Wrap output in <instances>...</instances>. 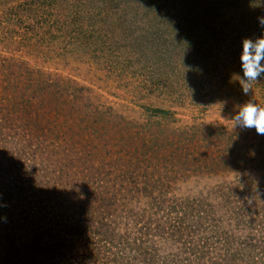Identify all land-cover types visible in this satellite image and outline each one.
Returning <instances> with one entry per match:
<instances>
[{"label":"rangeland","instance_id":"374dc122","mask_svg":"<svg viewBox=\"0 0 264 264\" xmlns=\"http://www.w3.org/2000/svg\"><path fill=\"white\" fill-rule=\"evenodd\" d=\"M148 1L0 0V85L15 93L20 74L48 87L36 110L48 105L61 115L53 162L72 160L61 150H73L78 139L96 147L106 170L138 164L166 144L174 159L159 174L174 180L169 189L178 195L259 179L244 163L227 172L210 165L208 173L180 164L187 152L223 162L232 146L243 153L258 142L264 148V135L230 121L240 104H264V77L247 96L238 79L243 40L261 35L264 3L183 0L184 9L175 5L172 16L157 17L147 11ZM155 110L171 115L157 118L167 115Z\"/></svg>","mask_w":264,"mask_h":264},{"label":"trees","instance_id":"16d2710c","mask_svg":"<svg viewBox=\"0 0 264 264\" xmlns=\"http://www.w3.org/2000/svg\"><path fill=\"white\" fill-rule=\"evenodd\" d=\"M182 3L145 5L159 17L172 16L175 5L184 9ZM17 77L15 93L0 85V205H6L0 206V264H264L262 142L256 150L245 146L244 153L232 146L223 162L212 153L197 152L198 159L184 153L181 167L186 161L220 172L216 168L224 165L227 172L244 163L261 175L191 195L171 191L174 180L159 174L174 159L166 144L138 164L106 170L96 147L78 139L73 150H61L72 160L53 162L60 112L48 105L36 110L48 88L43 80ZM156 157L162 159L155 163Z\"/></svg>","mask_w":264,"mask_h":264},{"label":"clouds","instance_id":"9594fccd","mask_svg":"<svg viewBox=\"0 0 264 264\" xmlns=\"http://www.w3.org/2000/svg\"><path fill=\"white\" fill-rule=\"evenodd\" d=\"M261 2L264 3V0ZM258 22L261 35L254 40L244 39L240 56L243 76L238 79L245 96L252 91V86L258 82V78L264 77V16L258 17ZM230 121L235 128H254L257 134L264 135V104H258L254 100L240 104Z\"/></svg>","mask_w":264,"mask_h":264}]
</instances>
